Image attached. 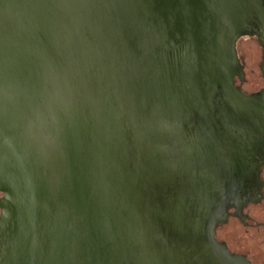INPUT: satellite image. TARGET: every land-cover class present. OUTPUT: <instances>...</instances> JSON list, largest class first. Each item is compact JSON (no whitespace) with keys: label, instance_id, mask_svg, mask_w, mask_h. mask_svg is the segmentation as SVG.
<instances>
[{"label":"water","instance_id":"95a60500","mask_svg":"<svg viewBox=\"0 0 264 264\" xmlns=\"http://www.w3.org/2000/svg\"><path fill=\"white\" fill-rule=\"evenodd\" d=\"M251 3L0 0V264H250L194 182L167 198L181 172L153 131L206 128L218 84L264 118L224 39Z\"/></svg>","mask_w":264,"mask_h":264},{"label":"flooded vegetation","instance_id":"af4514ba","mask_svg":"<svg viewBox=\"0 0 264 264\" xmlns=\"http://www.w3.org/2000/svg\"><path fill=\"white\" fill-rule=\"evenodd\" d=\"M245 15L238 30L224 35L228 66L237 90L263 100L264 0H252ZM223 102L218 84L214 113L200 120L206 128L153 131L182 174H176L167 198L194 182L199 197L195 208L209 207L217 215L216 239L230 254L264 264V118L259 111L253 115L231 111ZM188 146L196 153L193 175L182 173Z\"/></svg>","mask_w":264,"mask_h":264}]
</instances>
